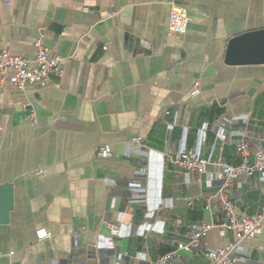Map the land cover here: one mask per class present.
<instances>
[{
    "label": "crops",
    "instance_id": "obj_1",
    "mask_svg": "<svg viewBox=\"0 0 264 264\" xmlns=\"http://www.w3.org/2000/svg\"><path fill=\"white\" fill-rule=\"evenodd\" d=\"M174 1L185 35L167 0H0V50L33 57L42 38L67 59L51 85L0 81V186L12 185L0 264H210L234 240L218 163L240 164L242 140L264 145V63L224 58L231 38L264 28V0ZM188 149L206 172L175 163ZM230 191L241 214L264 210L263 174ZM200 223L213 225L202 247L181 248ZM232 264H264V228Z\"/></svg>",
    "mask_w": 264,
    "mask_h": 264
},
{
    "label": "built area",
    "instance_id": "obj_2",
    "mask_svg": "<svg viewBox=\"0 0 264 264\" xmlns=\"http://www.w3.org/2000/svg\"><path fill=\"white\" fill-rule=\"evenodd\" d=\"M167 2L171 5L170 31L180 35L187 34L190 23L188 8L174 0H167ZM108 16L112 17L114 13L110 12ZM36 47L37 50L33 57L14 54L9 50H0V81H9L16 90L24 91L29 86L51 85L54 76L62 78L66 73L67 59L55 55L45 45L42 38L36 41ZM198 92L196 87L193 93ZM31 117L33 122H36L34 110L31 112ZM133 141L138 142L140 139L135 138ZM237 151L242 157L240 164L218 163L224 175L219 198L225 213V221L220 224V227L232 231L234 240L222 247L210 250L208 252L210 264H232L238 247L256 239L264 228V210L255 215L241 214L230 194L234 181L241 176H253L257 173L264 175V145L259 141L252 148L248 141L242 140L237 143ZM97 154L100 157H110L113 155V151L110 145H103L97 149ZM252 156L253 161H251ZM174 161L182 168L197 172H206L210 163L208 160L198 157L193 149L185 150ZM212 226L208 223L192 224L188 231V242L180 247L187 250L201 248ZM110 227L112 234H119L118 224L113 223ZM37 236L39 239H45L50 238L51 234L42 228L37 231ZM172 255L167 254L163 259H169Z\"/></svg>",
    "mask_w": 264,
    "mask_h": 264
},
{
    "label": "water",
    "instance_id": "obj_3",
    "mask_svg": "<svg viewBox=\"0 0 264 264\" xmlns=\"http://www.w3.org/2000/svg\"><path fill=\"white\" fill-rule=\"evenodd\" d=\"M224 60L227 64L264 63V28L231 38ZM11 206L12 185L0 186V220L7 219Z\"/></svg>",
    "mask_w": 264,
    "mask_h": 264
}]
</instances>
